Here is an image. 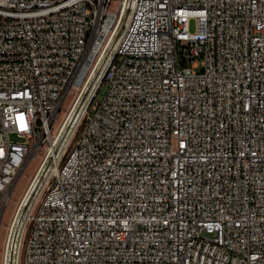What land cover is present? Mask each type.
Masks as SVG:
<instances>
[{"label": "built area", "instance_id": "obj_1", "mask_svg": "<svg viewBox=\"0 0 264 264\" xmlns=\"http://www.w3.org/2000/svg\"><path fill=\"white\" fill-rule=\"evenodd\" d=\"M38 153L2 264H264V0H0V226Z\"/></svg>", "mask_w": 264, "mask_h": 264}, {"label": "rangeland", "instance_id": "obj_2", "mask_svg": "<svg viewBox=\"0 0 264 264\" xmlns=\"http://www.w3.org/2000/svg\"><path fill=\"white\" fill-rule=\"evenodd\" d=\"M127 19V18H126ZM195 26H194V22L191 23V30H194ZM124 30V26H121V28H119L117 30V32L119 33L118 35L120 36V34L123 32ZM103 95V91L100 92L99 98ZM69 106V100H67L65 102V105L62 109V111L60 112L57 124L62 121V119L65 116V112L68 109ZM40 155L41 153H38L35 157V160L30 161V163L26 166V168L24 169V172L22 173L14 191L11 197V201L9 206L7 207L5 214L3 216L2 219V223L0 226V264H2V256H3V251H4V247H5V241H6V236H7V228L9 226V224L12 221L13 215L20 203V200L22 198V196L27 192L32 179L35 177L36 174V170L37 167L39 165L40 162ZM34 187V186H32Z\"/></svg>", "mask_w": 264, "mask_h": 264}, {"label": "bare ground", "instance_id": "obj_3", "mask_svg": "<svg viewBox=\"0 0 264 264\" xmlns=\"http://www.w3.org/2000/svg\"><path fill=\"white\" fill-rule=\"evenodd\" d=\"M128 20V16H127V19H126V21ZM118 29H119V27H118ZM38 182V180L33 184V185H35L36 183ZM31 191V190H30ZM26 192L23 196H22V198H21V200H20V202L23 200V201H28L29 200V197L31 196V192Z\"/></svg>", "mask_w": 264, "mask_h": 264}]
</instances>
